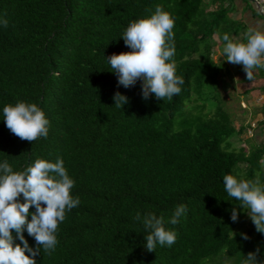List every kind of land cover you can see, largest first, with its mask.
Instances as JSON below:
<instances>
[{
	"label": "trees",
	"instance_id": "1",
	"mask_svg": "<svg viewBox=\"0 0 264 264\" xmlns=\"http://www.w3.org/2000/svg\"><path fill=\"white\" fill-rule=\"evenodd\" d=\"M236 1L0 0V16L9 22L0 27V108L36 103L49 120L47 138L33 142L0 120V161L23 171L37 158L59 157L80 198L58 227L55 250L36 255L37 264H241L257 249L264 261V234L252 220L238 230L247 209L227 196L222 182L232 174L264 186V143L237 149L232 139L243 129L219 103L222 67L215 49L223 48L225 33L233 40L248 30L231 16ZM157 5L174 17L172 59L184 79L181 92L165 100L143 99L139 80L118 85L105 58L130 51L124 29ZM117 92L128 97L122 108L113 105ZM194 96L203 104L189 114ZM209 101L215 105L206 112ZM17 199L24 202L22 195ZM179 204L187 213L175 225L164 224L175 231V243L146 250L148 232L133 217L151 212L167 221ZM22 235L36 247L33 237Z\"/></svg>",
	"mask_w": 264,
	"mask_h": 264
},
{
	"label": "clouds",
	"instance_id": "2",
	"mask_svg": "<svg viewBox=\"0 0 264 264\" xmlns=\"http://www.w3.org/2000/svg\"><path fill=\"white\" fill-rule=\"evenodd\" d=\"M174 22V17L157 5L151 15L128 24L121 37L130 51L105 57L110 71L118 77V85L128 88L141 81L143 99L153 95L165 100L181 92L184 79L176 74L172 59ZM8 24L0 16V27L7 28ZM222 40L225 60L242 65L248 80L252 81L253 70H264V30H251L243 42H234L227 33ZM113 100L116 108L128 103V97L119 92ZM0 117L10 132L22 140L33 142L48 136L49 120L36 103L5 104L0 108ZM261 165L264 166V157ZM222 182L227 196L239 201L243 210L247 209L256 230L264 234V186L258 180H245L232 174L223 175ZM74 184L59 157L55 162L37 158L23 171H14L7 160L0 161V264H37L36 255L55 250L58 227L65 220L66 212L80 204L79 196L72 194ZM21 195L23 203L17 199ZM31 206L35 211L29 212ZM186 213L184 204L177 205L167 221L151 212L143 215L137 212L133 219L142 223L148 232L144 236V248L153 251L157 245L171 247L176 233L164 224L175 225ZM237 217V210L233 208L230 218L236 221ZM12 230L20 243H14ZM23 231L33 237L36 247L29 246ZM240 235L248 239L245 233ZM258 252L259 249L249 252L241 264H264L257 260Z\"/></svg>",
	"mask_w": 264,
	"mask_h": 264
},
{
	"label": "rangeland",
	"instance_id": "3",
	"mask_svg": "<svg viewBox=\"0 0 264 264\" xmlns=\"http://www.w3.org/2000/svg\"><path fill=\"white\" fill-rule=\"evenodd\" d=\"M206 1L209 2V0ZM244 2H239V5H237L235 9V13L231 15L232 18L246 21L251 18L249 15H246V12L249 14V11L251 13L256 11L258 18L264 21V17L259 14L257 8L250 0H244ZM217 7L218 5H209L208 10H215ZM249 31L248 29L239 36H233V40L235 42H243ZM214 60L222 67L218 77L219 103L221 107L230 114L236 129L238 131L243 129L240 134L232 139V143L237 149L245 148L247 151H251L254 146L264 143V124H262V122L264 123V91L258 92L260 88L258 90L253 88L252 91L250 89L244 92L247 86L243 85L245 83L243 79L246 78L243 66L227 62L223 56V48L215 49ZM254 74H256V72H254ZM252 82L254 83L252 84ZM250 83L251 85H256L254 80ZM256 86H259V84L257 83ZM201 100L194 96L192 101L187 105L186 112L189 114H197L198 107L203 104ZM216 100L217 99L214 97L212 101L215 102ZM214 105L215 103L209 101V104L206 105V112H210V108ZM253 124L257 125L252 133L250 129ZM241 167L245 168L243 165ZM250 226L251 218L247 214L240 222L238 230L245 231L250 228ZM221 261H227V259L223 258ZM227 262L226 264H232L230 261ZM206 264L213 263L208 262Z\"/></svg>",
	"mask_w": 264,
	"mask_h": 264
},
{
	"label": "crops",
	"instance_id": "4",
	"mask_svg": "<svg viewBox=\"0 0 264 264\" xmlns=\"http://www.w3.org/2000/svg\"><path fill=\"white\" fill-rule=\"evenodd\" d=\"M239 2H242V1L241 0H237L236 1V4L239 5ZM246 15H249L251 17V18H249V20L247 19L245 21V23H246V25H247V27H248V29L250 31L251 30H256V29H262V30H264V21L260 20L256 16H254L253 13H251L250 11H249V14H248V12H246ZM250 19H251V21H250ZM253 72H256V74H253L252 81L254 80L256 82L255 84L257 85V83H258L259 86L251 85V83H250L251 81L248 80L247 78H244L243 80H244L245 83L243 85H246L247 86V88L244 90V92H247V90H250V89L252 91L253 88H255V90H258L260 88L258 92L264 91V76H260L259 75V70L258 69L253 70ZM253 83L254 82H252V84Z\"/></svg>",
	"mask_w": 264,
	"mask_h": 264
},
{
	"label": "built area",
	"instance_id": "5",
	"mask_svg": "<svg viewBox=\"0 0 264 264\" xmlns=\"http://www.w3.org/2000/svg\"><path fill=\"white\" fill-rule=\"evenodd\" d=\"M250 1H251L252 4H254V6L256 8L260 7L262 12H263V14H264V0H250ZM256 125L255 124L252 125V127L250 129V132L253 133V130L255 129Z\"/></svg>",
	"mask_w": 264,
	"mask_h": 264
},
{
	"label": "water",
	"instance_id": "6",
	"mask_svg": "<svg viewBox=\"0 0 264 264\" xmlns=\"http://www.w3.org/2000/svg\"><path fill=\"white\" fill-rule=\"evenodd\" d=\"M257 10H258L259 14H260L261 16H263V17H264V14H263V12H262L261 8H260V7H258V8H257Z\"/></svg>",
	"mask_w": 264,
	"mask_h": 264
}]
</instances>
